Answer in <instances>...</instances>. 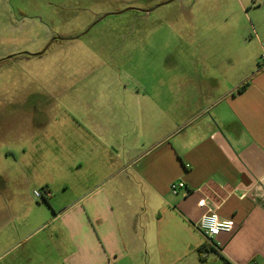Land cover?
<instances>
[{"label":"crops","instance_id":"0c3cea01","mask_svg":"<svg viewBox=\"0 0 264 264\" xmlns=\"http://www.w3.org/2000/svg\"><path fill=\"white\" fill-rule=\"evenodd\" d=\"M251 35L199 45L181 108L155 100L93 122L78 140L92 156L75 167L92 180L74 196L46 184L42 203L0 175V264H264V31ZM176 181L186 188L173 194ZM203 199L234 225L213 243L199 230Z\"/></svg>","mask_w":264,"mask_h":264},{"label":"rangeland","instance_id":"374dc122","mask_svg":"<svg viewBox=\"0 0 264 264\" xmlns=\"http://www.w3.org/2000/svg\"><path fill=\"white\" fill-rule=\"evenodd\" d=\"M259 29L264 0H0V61L29 53L0 65V175L74 196L92 180L75 167L92 156L78 140L93 122L155 100L181 108L199 45L250 43Z\"/></svg>","mask_w":264,"mask_h":264},{"label":"built area","instance_id":"2783aa9c","mask_svg":"<svg viewBox=\"0 0 264 264\" xmlns=\"http://www.w3.org/2000/svg\"><path fill=\"white\" fill-rule=\"evenodd\" d=\"M261 63L264 68V54L261 57ZM184 188H186V184L183 181H176L171 184V192L173 194H178ZM35 196L38 199L44 200L50 196V191L46 189L43 191H35ZM198 205L202 208L208 207L207 212L202 216L200 221L199 230L209 242L213 243L214 239L222 233L233 232V223L230 222V228L224 227V223L228 221L223 220L219 216L217 208L211 207L206 199L201 200Z\"/></svg>","mask_w":264,"mask_h":264},{"label":"trees","instance_id":"16d2710c","mask_svg":"<svg viewBox=\"0 0 264 264\" xmlns=\"http://www.w3.org/2000/svg\"><path fill=\"white\" fill-rule=\"evenodd\" d=\"M58 38H55V40H57ZM45 52V51H44ZM23 56H29V53H20V54H16V55H13L7 59H3L0 61V65H3L5 64V62L11 60V59H16V58H20V57H23ZM45 190V189H44Z\"/></svg>","mask_w":264,"mask_h":264},{"label":"clouds","instance_id":"9594fccd","mask_svg":"<svg viewBox=\"0 0 264 264\" xmlns=\"http://www.w3.org/2000/svg\"><path fill=\"white\" fill-rule=\"evenodd\" d=\"M224 227H229V228H230V227H231L230 222H225V223H224Z\"/></svg>","mask_w":264,"mask_h":264},{"label":"water","instance_id":"95a60500","mask_svg":"<svg viewBox=\"0 0 264 264\" xmlns=\"http://www.w3.org/2000/svg\"><path fill=\"white\" fill-rule=\"evenodd\" d=\"M146 12H148V13H149V12H151V10H149V11H146Z\"/></svg>","mask_w":264,"mask_h":264}]
</instances>
